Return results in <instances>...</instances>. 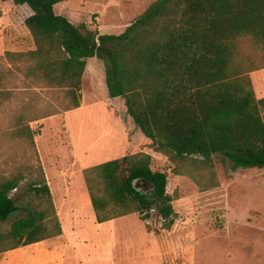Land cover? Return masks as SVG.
<instances>
[{
    "label": "trees",
    "instance_id": "16d2710c",
    "mask_svg": "<svg viewBox=\"0 0 264 264\" xmlns=\"http://www.w3.org/2000/svg\"><path fill=\"white\" fill-rule=\"evenodd\" d=\"M2 1L31 8L25 25L35 48L0 56L8 62L0 64V99L24 88L64 96L48 112L27 104L14 117L13 135L34 150L35 160L0 175V223L21 209L12 193L27 178L35 200L26 215L0 230V254L63 234L30 122L81 106L92 57L104 63L110 97L124 99L155 152L208 169L216 160L234 169H264V97H257L250 76L264 63L253 64L241 51L244 42L264 47V0H155L120 34L57 13L55 6L68 0ZM83 176L99 223L133 213L146 220L156 209L163 229L174 225L177 192H168L169 174L153 168L151 154L109 160Z\"/></svg>",
    "mask_w": 264,
    "mask_h": 264
},
{
    "label": "rangeland",
    "instance_id": "374dc122",
    "mask_svg": "<svg viewBox=\"0 0 264 264\" xmlns=\"http://www.w3.org/2000/svg\"><path fill=\"white\" fill-rule=\"evenodd\" d=\"M154 1L79 0L73 6L59 5L57 12L100 33L120 34ZM13 5L0 0V56L6 50L35 48L30 34H24V16L10 13ZM241 51L253 64L264 63L263 46L244 42ZM7 63L0 60L2 65ZM253 79L257 89L262 88L264 70L257 71ZM34 90H14L11 98L0 99V175H9L24 162L35 160L34 150L13 135L16 114L27 104L48 112L59 106L64 96L60 90ZM30 126L57 211L64 220L76 215L89 220L95 214L88 207L91 199L83 176L88 167L146 152L153 156L155 170L168 172L167 190L177 192L174 225L163 229L164 219L156 209L146 220L139 213L121 217L104 236L105 249L112 245L117 264H142L143 247L156 256L157 264H264V169H234L231 162L220 160L208 169L191 159L172 163L155 152L127 114L124 99L110 97L104 63L96 57L87 60L81 106L32 121ZM31 181L25 179L13 191L21 209L1 222L0 230L32 208L35 196L29 191ZM103 241L101 234L93 231V241L85 250L78 249L95 253L98 245L103 248ZM7 252L0 254V264L9 262ZM81 264L106 263L95 255Z\"/></svg>",
    "mask_w": 264,
    "mask_h": 264
},
{
    "label": "crops",
    "instance_id": "0c3cea01",
    "mask_svg": "<svg viewBox=\"0 0 264 264\" xmlns=\"http://www.w3.org/2000/svg\"><path fill=\"white\" fill-rule=\"evenodd\" d=\"M77 2H79V0L64 1L57 4L55 6V9L57 11V7H60L59 5L64 7L73 6L77 4ZM10 13H12V15L20 13L22 16H24L25 25V19L31 16L33 14V11L26 4H14L11 7ZM23 31L24 34H30L27 27L23 28ZM260 70H264V68ZM257 71L259 70L251 72L250 76L257 97L262 98L264 96L260 97L259 95H261V93H264V83H261L262 88L258 90L253 79V75ZM258 80H263V78L260 79L258 77ZM88 207L92 208L91 201L90 206ZM59 217L63 229V234L61 236L11 250L7 252L8 254L6 253V255L10 256L9 262L2 264H81L82 261L86 262L88 258H91L95 255L102 258L103 263L117 264L118 260L115 255L116 251L113 249L111 252L110 246L112 245H110L107 250L105 249L107 243H105L104 236L112 232V225H115L117 223V220H119L120 218L113 219L104 223H99L96 219L95 214L92 215V218H89V220L87 217L78 215L69 216V218H67L66 220L62 219L61 216ZM93 231H95L97 235L101 234L102 240H104L102 244L103 248L101 247V245H98V249L97 251H95V253L94 251H90L89 254L83 253L78 248H82L85 250L88 242L93 241ZM73 255H75L76 258L73 257ZM6 259L7 258H5V260ZM95 261H97V259H95ZM142 264H157L156 256L153 255L151 251L146 250V248L144 247L142 248Z\"/></svg>",
    "mask_w": 264,
    "mask_h": 264
}]
</instances>
